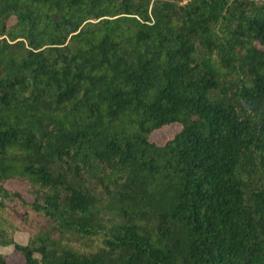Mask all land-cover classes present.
Returning <instances> with one entry per match:
<instances>
[{
	"label": "trees",
	"instance_id": "obj_1",
	"mask_svg": "<svg viewBox=\"0 0 264 264\" xmlns=\"http://www.w3.org/2000/svg\"><path fill=\"white\" fill-rule=\"evenodd\" d=\"M0 248L264 264V0H0Z\"/></svg>",
	"mask_w": 264,
	"mask_h": 264
},
{
	"label": "rangeland",
	"instance_id": "obj_2",
	"mask_svg": "<svg viewBox=\"0 0 264 264\" xmlns=\"http://www.w3.org/2000/svg\"><path fill=\"white\" fill-rule=\"evenodd\" d=\"M178 127L176 125L172 126H165L161 128L160 130L156 131L152 135V139L159 142L163 143L166 139L170 138L173 136L174 132L176 131ZM8 187L14 190H18L20 192L25 191V184L19 183V182H10L8 184ZM21 242H26V236L21 240ZM0 252L7 254L10 252L9 248H0ZM9 264H20L23 261L22 256L19 253H15L11 255L8 259Z\"/></svg>",
	"mask_w": 264,
	"mask_h": 264
}]
</instances>
